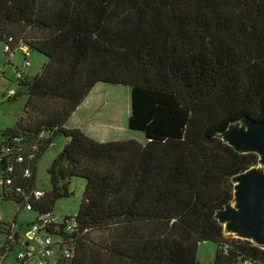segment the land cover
I'll use <instances>...</instances> for the list:
<instances>
[{
    "label": "trees",
    "instance_id": "trees-1",
    "mask_svg": "<svg viewBox=\"0 0 264 264\" xmlns=\"http://www.w3.org/2000/svg\"><path fill=\"white\" fill-rule=\"evenodd\" d=\"M9 38L25 60L29 50L48 59L13 81L26 118L0 137L19 138L23 158L35 153L17 166V185L34 188L40 158L66 139L31 212H52L72 178L86 183L76 217L62 221L76 225L63 264H197L201 243L215 244L212 264H264V248L216 218L232 202L233 177L259 160L218 134L264 122V0H0V42ZM98 83L130 88L127 128L145 144L66 128ZM23 196L9 202L19 208Z\"/></svg>",
    "mask_w": 264,
    "mask_h": 264
},
{
    "label": "rangeland",
    "instance_id": "rangeland-1",
    "mask_svg": "<svg viewBox=\"0 0 264 264\" xmlns=\"http://www.w3.org/2000/svg\"><path fill=\"white\" fill-rule=\"evenodd\" d=\"M2 44L0 42V60L5 62L7 58L2 52ZM25 58L21 54V51L15 50L13 55L10 57V63L14 67H19L24 73L31 78L38 75L42 69V66L48 59L38 54L36 51L29 50V67L22 69L21 66ZM6 77L12 82L8 85L5 82L0 83V94L5 91V88H13L20 93L19 97L14 98L10 101H2L0 105V134L1 131L10 129L14 126L17 119L26 118L23 114V107L25 105V96L23 95L24 90H20L17 85H13L15 70L14 68H8L6 71ZM130 95L131 91L128 86H114L108 84L98 85L92 92L88 101L85 105L79 109L75 115V121H97L98 124L110 125L111 129L116 133L113 140L123 141V140H135L140 144H145L146 140L144 135L138 131H129L128 126V116L130 111ZM2 98L0 97V100ZM107 126V127H108ZM68 127V126H67ZM73 126L72 129H79ZM69 128V127H68ZM81 130V129H80ZM82 131V130H81ZM83 133V132H82ZM91 137V136H89ZM93 138V137H91ZM95 139V138H93ZM65 137H58L52 147H50L44 155L40 158L38 162V169L36 171V181L35 188L41 192L49 191L50 181L49 175L47 173L50 169L51 163L56 155L62 150L65 144ZM97 140V139H95ZM110 141V140H107ZM106 141V142H107ZM97 142H99L97 140ZM259 167V166H257ZM85 180L80 179V177H74L71 179L69 186L67 187L70 196L68 198H61L55 202L52 208V214L54 219L61 223L65 218H75L77 215L78 204L81 201L83 189L85 188ZM0 212L3 216L5 222H10L13 217H15L16 228L22 232L26 231L27 224L34 221L36 214L28 212L26 210L20 211L15 204L10 203H0ZM100 233L92 235L94 241H98ZM214 254H216V246L214 243H201L197 249V264H212L214 259ZM17 249L13 251L8 256L5 264H17L16 263Z\"/></svg>",
    "mask_w": 264,
    "mask_h": 264
},
{
    "label": "built area",
    "instance_id": "built-area-1",
    "mask_svg": "<svg viewBox=\"0 0 264 264\" xmlns=\"http://www.w3.org/2000/svg\"><path fill=\"white\" fill-rule=\"evenodd\" d=\"M11 44H13L12 38L8 39L7 44H2V52L7 60L5 62L0 60V83L5 82L7 85L12 84L10 79L6 77L7 69L11 68L9 60L13 55ZM20 49L26 51L22 45H20ZM29 65V62L24 60L21 68H28ZM16 68L14 80L21 78L24 73L19 67ZM16 92L13 88H5V91L0 94L2 98L0 105L3 100L13 99ZM18 140L17 137L13 138L11 140L12 146H9L6 140L0 137V203H10L12 194L21 193L22 196L24 195V201L18 209L31 212L33 211L32 204L43 197V192L36 190L35 187L30 190H28L29 188L23 189L17 185L14 179L17 166L24 160L26 162L32 161L35 155L32 151L25 158L20 156L16 149ZM30 170L28 166L21 170V178L29 180L32 175ZM27 190L28 193H24ZM2 217L0 212V264L6 263L14 248L17 249V264H63L73 258L74 247L72 240L68 238L76 226L73 220L67 222L63 228L61 227L62 222H57L52 212L46 210L38 213L34 221L27 224L26 231L22 232L16 228V216L10 222H5Z\"/></svg>",
    "mask_w": 264,
    "mask_h": 264
},
{
    "label": "water",
    "instance_id": "water-1",
    "mask_svg": "<svg viewBox=\"0 0 264 264\" xmlns=\"http://www.w3.org/2000/svg\"><path fill=\"white\" fill-rule=\"evenodd\" d=\"M218 137L240 154L257 155L259 167L233 177L232 202L216 218L227 235L264 248V122L246 118L222 130Z\"/></svg>",
    "mask_w": 264,
    "mask_h": 264
},
{
    "label": "crops",
    "instance_id": "crops-1",
    "mask_svg": "<svg viewBox=\"0 0 264 264\" xmlns=\"http://www.w3.org/2000/svg\"><path fill=\"white\" fill-rule=\"evenodd\" d=\"M98 85H102V84H96L95 87L92 89V91L90 92V94L87 95V97L85 98L84 102L74 111V113L71 115L69 121L67 124H65L66 128L67 129H72L73 126H76L75 128H79L82 130V132L87 135L88 137L91 136L95 139H97L99 141V143H102V142H106L107 140H110V141H117V140H113L112 138L116 136V133L112 132V130H107L106 128L108 129H111L110 128V125L107 127L106 125H104L102 127V125L98 124L97 121H85L83 123V121H77V122H73L75 121V115L76 113L79 111V109H81L86 101H88V99L90 98L93 90L98 86ZM104 85V84H103ZM69 128H68V127ZM113 136V137H112ZM90 137V138H91ZM92 138V139H93ZM94 139V140H95Z\"/></svg>",
    "mask_w": 264,
    "mask_h": 264
}]
</instances>
